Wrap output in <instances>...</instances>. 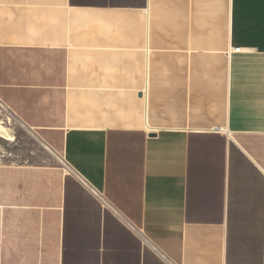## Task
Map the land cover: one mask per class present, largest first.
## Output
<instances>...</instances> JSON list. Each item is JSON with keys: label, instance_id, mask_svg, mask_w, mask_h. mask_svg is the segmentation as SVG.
I'll use <instances>...</instances> for the list:
<instances>
[{"label": "crops", "instance_id": "0c3cea01", "mask_svg": "<svg viewBox=\"0 0 264 264\" xmlns=\"http://www.w3.org/2000/svg\"><path fill=\"white\" fill-rule=\"evenodd\" d=\"M0 101L123 217L0 163V264H264V0H0Z\"/></svg>", "mask_w": 264, "mask_h": 264}, {"label": "rangeland", "instance_id": "374dc122", "mask_svg": "<svg viewBox=\"0 0 264 264\" xmlns=\"http://www.w3.org/2000/svg\"><path fill=\"white\" fill-rule=\"evenodd\" d=\"M221 66H223L222 62L219 64L220 68H222ZM0 125L8 128L13 134V138L8 139L7 136L0 131L1 164H43L54 160L58 161L55 155L45 148L40 139L29 132L10 110L1 103ZM78 179L79 178H77L76 181L80 182ZM93 196L98 203V210L102 213L101 216H118L112 208L105 206L98 196ZM116 218L117 221L130 232L129 235H121L118 231V240L122 242L123 245L120 251L123 260H130L134 258L136 254H142L143 258L148 254L149 264H154L156 259H160V253L152 246L151 242L147 240L139 229L134 231L126 226L118 217Z\"/></svg>", "mask_w": 264, "mask_h": 264}, {"label": "bare ground", "instance_id": "6f19581e", "mask_svg": "<svg viewBox=\"0 0 264 264\" xmlns=\"http://www.w3.org/2000/svg\"><path fill=\"white\" fill-rule=\"evenodd\" d=\"M0 103L2 104V105H4L1 101H0ZM5 106V105H4ZM6 107V106H5ZM7 108V107H6ZM0 131H2L3 132V134L5 135V136H7V138L8 139H12L13 138V134L11 133V131L8 129V128H6V127H4L3 125H0ZM61 159L62 158H58V160H60V162H61ZM66 171L68 172V173H74L73 171H71L70 169H66ZM85 184V183H84ZM98 194V193H97ZM97 194H96V196H97ZM101 200H102V202H103V204H105V206H107V207H109V208H112L113 210H114V208L103 198V196H101V195H99L98 196ZM114 212H116V214L117 215H119L120 217H122L121 216V214L118 212V211H115L114 210ZM123 218V217H122Z\"/></svg>", "mask_w": 264, "mask_h": 264}, {"label": "built area", "instance_id": "2783aa9c", "mask_svg": "<svg viewBox=\"0 0 264 264\" xmlns=\"http://www.w3.org/2000/svg\"><path fill=\"white\" fill-rule=\"evenodd\" d=\"M61 162L63 163V164H65V166L68 168V169H70L71 171H73L74 173H76L77 174V176H78V178H80L84 183H85V185L88 187V189L92 192V193H94L95 195L97 194V196H99V195H101V196H103L94 186H92L91 184H90V182L88 181V180H86V178H84L80 173H78L71 165H69V164H67L63 159H61ZM103 198H104V196H103ZM105 199V198H104ZM106 200V199H105ZM107 201V200H106ZM108 202V201H107Z\"/></svg>", "mask_w": 264, "mask_h": 264}, {"label": "water", "instance_id": "95a60500", "mask_svg": "<svg viewBox=\"0 0 264 264\" xmlns=\"http://www.w3.org/2000/svg\"><path fill=\"white\" fill-rule=\"evenodd\" d=\"M22 125H24L25 127H26V129L29 131V132H31L32 134H34L35 136H37L38 137V135L35 133V132H33L32 130H31V128L30 127H28V126H26L25 124H22ZM39 138V137H38ZM40 139V138H39ZM40 141L44 144V142L40 139ZM134 229H136L135 227H133Z\"/></svg>", "mask_w": 264, "mask_h": 264}]
</instances>
